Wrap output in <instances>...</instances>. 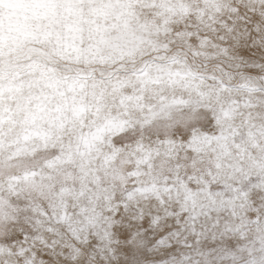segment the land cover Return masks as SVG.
<instances>
[{
    "label": "snow or ice",
    "instance_id": "1",
    "mask_svg": "<svg viewBox=\"0 0 264 264\" xmlns=\"http://www.w3.org/2000/svg\"><path fill=\"white\" fill-rule=\"evenodd\" d=\"M29 2L22 36L78 52L54 15L77 0ZM153 6L102 81L38 65L14 111L0 73V264H264V0Z\"/></svg>",
    "mask_w": 264,
    "mask_h": 264
},
{
    "label": "bare ground",
    "instance_id": "2",
    "mask_svg": "<svg viewBox=\"0 0 264 264\" xmlns=\"http://www.w3.org/2000/svg\"><path fill=\"white\" fill-rule=\"evenodd\" d=\"M102 1L103 0H99L97 2L99 3V5H101V4H103ZM104 1H106V0H104ZM130 1H132V0H130ZM3 2H7L8 4H0V27H3L4 31L6 33L10 34L14 38L8 44L9 48L7 50L4 49V54L17 53V51L23 49L22 53L25 54V57L19 58L17 55H14L15 59H10L9 57L7 58L5 56H2L0 59V69L1 68L2 69L3 68H10V67L12 68V66L19 65L22 63V61H28L29 59L35 60L31 64L38 63L41 60H46L48 62H51L52 65H54L55 60L48 58V57H50L49 56L50 54L48 55L47 51H45V48H47V47H45V48L42 47L45 42H41L39 39L25 38L22 36L23 32L28 31L26 29V27H30V25H32L30 27V31H38L43 24L47 23V21H45L41 18V14L39 13L37 7L34 4L30 3L29 0H3ZM80 2H82V0H77V2L74 4L61 3L55 7V9H54L55 18L57 21L61 22V26L59 24H57L56 30H59V31L64 30L66 28L65 20L67 18H69V17H67L65 19L64 16H61V15H64L65 12L59 11V7H67L66 16H74L77 12L76 11V9H77L76 5L77 4L79 5ZM156 2H157V0H133V2H131V3H128L126 1V2H122V3L120 2V4H119L120 6L116 5V6H118V8H115V7L111 8L110 5H107V3H106V7H109L111 10L115 9V13H116L115 15H117L116 17H119V15L121 13V19H119L120 30L117 31L118 34H106L105 33L106 35L113 36V37H112V40L110 42L107 41L106 44L104 42V45L102 44V45L96 46V47H99L100 49L103 46V49L100 50L101 53L106 51V52L111 53V55H113L114 58L115 57L117 58L120 55L114 54L110 49L115 51V50H118L119 48L122 50V49H126V48L130 47L131 41L133 40V38L140 36L142 34V29L140 26L142 21H144L143 22V24H144L145 22L148 23V21L153 22V21L158 20L159 17H157V16L159 13V8L153 6ZM142 4H144L143 8H141ZM102 7L104 8V10L107 13L110 12L106 9L105 4H103ZM148 8L151 11H156L155 14L151 15L150 13H146L143 11V13H144L142 16L143 19L141 18V15H140V18H141L140 19L136 12L137 11L139 12L141 10H145ZM59 16H61V17H59ZM102 16L105 17L106 15H102ZM85 17L88 20L95 18L94 14H92V13H87V16H85ZM112 22L114 23V21H112ZM125 23H127L126 28L123 27V25ZM26 24H28V25H26ZM98 25H100V24H96V26H98ZM81 26L82 25H80L77 28V31H84V29H82ZM16 37H20V38L15 39ZM85 38H86V36H85ZM153 38H155V37H153ZM30 39L36 40L37 41L36 44L37 43L41 44V47H38L35 44H29L27 41ZM102 39H104V38H102ZM24 42L28 44V48L26 47L24 49V47H23ZM92 43H95V42L92 41ZM92 43H90V44H92ZM48 44L51 45L50 43H48ZM46 46H47V44H46ZM84 46H87V45L83 44L82 47H84ZM94 46L95 45H93V48H94ZM91 50L93 51L92 48H91ZM52 51H54V50H52ZM59 52L62 53V57H64V58H61V57H58V58L61 60H67L66 56H68V54L65 53L63 56V52H61V51H59ZM80 53H82V52H80ZM84 53H86V52H84ZM78 54H79V52H78ZM78 54H77V58L75 56V58H76L75 61H69V62H71V67L74 69V71H77V69L74 67L75 65L72 63L82 64V61L80 63L81 55H78ZM72 55H74V54L70 55V59L73 58ZM87 55L89 56V54H87ZM108 55H110V54H108ZM91 56L94 57L93 58L94 62H92L91 64H88V65H90V67L87 66V68H92L91 67L92 64H94V65H105V64H103L102 61L97 60V59H100L99 50L93 52V54ZM113 56H111V58ZM125 56H128V55H125ZM85 58H86V56H85ZM87 58L90 59V56ZM104 58L106 59V57H104ZM82 59H84V58H82ZM102 59H103V57H102ZM103 61H104V59H103ZM44 65H45L44 67H46V63ZM84 65L85 64L83 63L82 66H84ZM35 69H36V66L27 67L23 71L21 70V74L29 75L31 77V79H33L36 83H38V84L33 83L34 88H33L32 82L30 83L32 85V87L23 84L29 88V93L26 94L27 89L23 90L25 95H23V93L21 94L19 92L21 87L24 88L23 85H21L20 88L18 87V85L15 86L14 90H12V91H8V87H9L8 84H7L8 86H5V93L6 94L4 95L3 104L6 108H12L15 111L17 105H22L27 97L38 95L41 92L43 87H42L41 83H39V81L42 82L40 80V71L35 70ZM97 69H100V68L97 67L94 69H87V70L91 71V70H97ZM57 75H58V77L64 78L62 75L56 73V76ZM20 77H21L20 72H18V73L13 72L7 78L4 77V81H6V80L8 81V80H12V79L15 81L17 79V81H18V79L20 80ZM36 89L38 91H36ZM21 120H22V113L16 115L15 123L6 124L4 126V132L6 134V138L9 141L14 140L21 133V131H22Z\"/></svg>",
    "mask_w": 264,
    "mask_h": 264
},
{
    "label": "rangeland",
    "instance_id": "3",
    "mask_svg": "<svg viewBox=\"0 0 264 264\" xmlns=\"http://www.w3.org/2000/svg\"><path fill=\"white\" fill-rule=\"evenodd\" d=\"M97 1H99V0H82V2L79 3V5L78 4L76 5V7H77L76 11L77 12H76V14L74 16H66L67 7H59V11L65 12V14L61 15V16H64L65 19L67 17H69V18H67L65 20V24H66V28L67 29L65 28L62 31L57 30V32L60 34V36L64 37L66 40H70L72 38V36L75 35V37H76L75 43H76V47L79 49V51H78L79 54H78V52H73L71 50H67L66 49V50H63L61 52H63V56H64L65 53L68 54V56H66L67 60H61L58 57H61V58H64V57H62V53H60L59 51L55 50V47H54L53 44L49 45L48 43H46L47 44V46H46L45 43L44 44L42 43L43 44L42 47H44V48L47 47V48H45V51H47L48 55L50 54L49 55L50 57H48V58L55 60V64L52 65L51 62H48L46 60H41L38 63L31 64L35 60L29 59L28 61H22V63L19 64V65L12 66V68L11 67L10 68H3V69L1 68L0 69V73H3V76L6 77V78L10 74H12L13 72H16V73L20 72V76H21L20 80L18 79V81H17V79H16V81L13 80V79L12 80H8V81L7 80L4 81L5 86L9 85V81H11L12 84L15 85V86L18 85L19 88L23 84L29 86V85H31L30 84L31 82H32V84L33 83L34 84H38L33 79H31V77L29 75L21 74V70L23 71L27 67H33V66H38V65L39 66H45L44 65L45 63H46V67L48 66L47 68L51 69L52 72L55 75L57 73V74L62 75L63 77H69V78L70 77H75V76H89V77L95 78L96 81H102V80H104L105 78H107L111 74L123 71L125 68H131L132 67L131 58L129 56L122 55L120 48L118 50H115V51L110 49L114 54H116V55L119 54L120 55L117 58L116 57L114 58V56L111 55V53H109V52L104 51V52L101 53L100 50L103 49V46H102L101 49L99 47H96V46H99V45H102V44L104 45V42L106 44L107 41L110 42L112 40L113 36H109V35H106V34H118L117 31L120 30L119 19H121V13H120L119 17H116L117 15H115L116 14L115 13V9L111 10L109 7H106V3H107V5H110L111 8H114V7L118 8V6H120L119 5L120 2L122 3V2H126L127 1L128 3H131V2H133V0L132 1L129 0L130 2L128 0H120V1L119 0H106V1L103 0L102 3L105 4L106 9L108 11H110L109 13H107L104 10V8L102 7L103 4L99 5V3ZM2 4H8V3L7 2H3ZM116 5H118V6H116ZM143 6H144V4L141 5V8H143ZM143 11L146 12V13H150L151 15L155 14V12H156V11L149 10V8L139 11L140 13L137 11L136 13L139 16V18H140V15H141V18H142L143 14H144ZM87 13L94 14L95 18L88 20L85 17V16H87ZM102 15H106V16L104 17ZM61 16H59V17H61ZM157 17H159V16H157ZM112 21H114V23ZM143 22L144 21L141 22V25L143 24ZM148 23H151V22L148 21ZM58 24L61 26V22L60 21H58ZM96 24H100V25L96 26ZM144 24H146V22ZM26 25H28V24H26ZM80 25H82L81 28L84 29V31H76L75 33H72V32L68 31V26H74L77 29ZM31 26L32 25H30V27ZM30 27H26V29L28 31H30ZM85 36H86V38H85ZM102 38H104V39H102ZM30 40L27 41L29 44H35L36 46L41 47V44H38V43H37L38 45L36 44V42H37L36 40H32V39H30ZM92 41L95 42V43H92ZM90 43H92V44H90ZM83 44H85L87 46L82 47ZM93 45H95L94 48H93ZM23 47H24V49L26 47L28 48V44L24 42L23 43ZM8 48H9V46L7 45L4 49L7 50ZM91 48L93 49V51L91 50ZM51 49L54 50V51H52ZM98 50H99L100 59H97V60L98 61H102L103 64H105V65H94V64H92L91 65L92 68H87V66L90 67V65H88V64H91L92 62H94L93 61L94 57L91 56V55L93 54V52L98 51ZM22 52H23V49L17 51V53L3 54V55H0V59H1L2 56H5L7 58L9 57L10 59H15L14 55H17L19 58H24L25 54L22 53ZM80 52H82V53H80ZM84 52H86V53H84ZM71 54H74V55H72L73 56V58H71L72 60L70 59V55ZM77 54L81 55L80 63L82 61V64L72 63V64L75 65L74 67L77 69V71H74V69L71 67V62H69V61H75L76 58H77ZM87 54H89L90 59L87 58V57H89ZM108 54H110V55H108ZM75 56H76V58H75ZM85 56H86L87 59L85 58ZM111 56H113V57L111 58ZM102 57H103L105 62L103 61ZM104 57H106V59ZM82 58H84V59H82ZM148 58H150V57L137 56L136 57L137 65L141 62L142 59H148ZM83 63L85 64L84 66H82ZM97 67L100 68V69L91 70V71L87 70V69H94V68H97ZM39 83H41V85L43 87V84H42L43 82L39 81ZM34 84H33V88H34ZM25 85H23L24 88L21 87L20 90H19V92L21 94L23 93V95H25L23 90L27 89L26 90L27 91L26 94L29 93V88L27 86H25ZM30 87H32V85ZM36 91H38V90L36 89Z\"/></svg>",
    "mask_w": 264,
    "mask_h": 264
}]
</instances>
